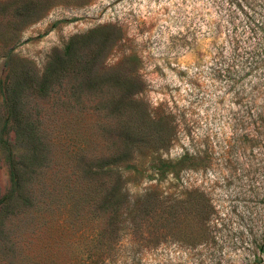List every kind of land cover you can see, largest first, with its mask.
I'll use <instances>...</instances> for the list:
<instances>
[{
  "label": "rangeland",
  "instance_id": "374dc122",
  "mask_svg": "<svg viewBox=\"0 0 264 264\" xmlns=\"http://www.w3.org/2000/svg\"><path fill=\"white\" fill-rule=\"evenodd\" d=\"M78 2L59 0L24 26L14 54L40 74L70 36L117 23L115 61L136 53L150 106L176 115L174 140L159 153L170 163L154 174L147 157L136 177L119 163L122 176L114 170L107 180L125 193L119 208L115 196L110 214H70L32 228L31 215L19 211L39 184L22 183L13 206L0 209V264H264V0ZM6 72L0 57V79ZM10 188L0 157V195ZM153 188L158 200L141 204ZM187 204L195 212L179 213Z\"/></svg>",
  "mask_w": 264,
  "mask_h": 264
},
{
  "label": "trees",
  "instance_id": "16d2710c",
  "mask_svg": "<svg viewBox=\"0 0 264 264\" xmlns=\"http://www.w3.org/2000/svg\"><path fill=\"white\" fill-rule=\"evenodd\" d=\"M58 1L0 0V57L7 69L0 79V157L11 184L0 195V209L13 206L22 183L39 184L34 198L30 190L23 194L25 208L19 211L31 215L30 228L70 214H110L107 210L115 205L111 197L118 196L117 208L125 200L121 185H108L110 172L122 176L119 163H124L136 177L144 173L149 157L153 163L148 169L161 175L170 161L161 158L160 150L178 131L171 107H152L147 101L140 57L128 53L115 61L113 49L123 40L117 23L70 36L51 51L40 74L14 54L22 28ZM68 113L73 118L66 120ZM63 115L66 119L59 123ZM135 152L142 158L136 160ZM174 178L180 179L177 173ZM158 197L155 188L147 189L140 203ZM184 211L194 213L195 208L187 204L179 213Z\"/></svg>",
  "mask_w": 264,
  "mask_h": 264
}]
</instances>
